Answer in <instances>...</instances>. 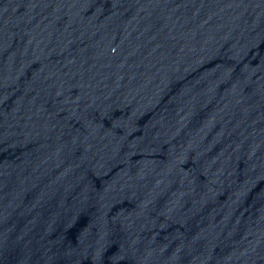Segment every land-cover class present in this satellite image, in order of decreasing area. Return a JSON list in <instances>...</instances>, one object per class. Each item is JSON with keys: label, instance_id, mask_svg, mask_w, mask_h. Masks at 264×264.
<instances>
[{"label": "water", "instance_id": "95a60500", "mask_svg": "<svg viewBox=\"0 0 264 264\" xmlns=\"http://www.w3.org/2000/svg\"><path fill=\"white\" fill-rule=\"evenodd\" d=\"M0 264H264V0H0Z\"/></svg>", "mask_w": 264, "mask_h": 264}]
</instances>
